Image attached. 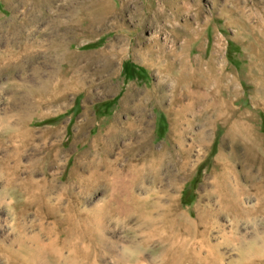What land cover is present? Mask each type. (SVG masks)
I'll list each match as a JSON object with an SVG mask.
<instances>
[{
  "label": "bare ground",
  "instance_id": "bare-ground-1",
  "mask_svg": "<svg viewBox=\"0 0 264 264\" xmlns=\"http://www.w3.org/2000/svg\"><path fill=\"white\" fill-rule=\"evenodd\" d=\"M10 1L4 0L7 5ZM58 1L31 2L32 7L40 13L43 6L49 9L57 6ZM179 3L177 1L171 4V19H175L179 12L188 10L186 3ZM70 5L69 19L66 16L64 24L53 20L59 24L55 28L58 34L54 35L56 38L50 39L56 49L64 51L62 62L68 63V67L62 71L56 70L52 77L47 76L39 84H15L11 94L19 95L28 102L21 103L22 105L12 110L10 108L17 119L14 123L11 122L14 116L13 119L4 117L5 120L0 117V147L5 142H13V150H8L5 158L0 161V178L4 180L5 177V181L7 180L12 198L19 199L8 203V213L0 216V264H253L258 261L259 256L249 252L248 247L245 248L243 244L244 241L255 244L256 237L248 239L244 234L236 233V230L225 231L222 228L221 233H216L217 237L214 238L210 232V221L221 213L237 220L252 211L243 205L245 197L249 199L252 194L242 184L241 178L254 189L253 197L257 195V201L264 192V155L260 153L258 143L247 142L248 138L244 142L243 139L249 162L243 166L242 171H236L231 163L236 152L238 122H231V117L224 114L226 106L222 103L232 96L227 90L236 92V85L225 73V64L219 63L222 46L220 39L215 40L214 54L206 61L205 68H202L201 61L195 60L192 66L190 60L167 56L164 46L155 37L147 39L143 48L140 47V42L131 47L135 59L160 73V83L165 84V77H176L179 87L195 86L203 89L204 94L193 95L196 100L204 96H216L222 102L220 104L216 100L215 108L209 104L206 106L201 114L206 119L195 131L190 143L185 145L183 127H188L193 120L187 118L192 110L190 104L170 107L167 145L156 147L152 143V122L147 114V105L163 101L164 93L160 94L151 88L142 94L143 102L131 104L132 98L137 95L139 97L140 91L130 87L121 100L120 112L125 113L124 119L120 117V113H116L106 126L100 128L89 140L88 147L76 154L68 178L60 179L65 166L64 154L68 152V149L62 147L63 127L45 125L37 128L33 126V122L34 118H47L50 115L48 107L53 104H57L59 110L68 107L69 95L85 89V82L79 79L74 67L77 55L64 49L62 37L67 33L76 40L81 35L92 37L120 11V8L113 6L111 0H76ZM151 11L153 14L150 15V22L163 16L160 6L150 7L149 12ZM32 19L27 20L28 23ZM25 24L18 22L13 27L10 26L12 34L17 38L22 37V45L21 49L18 47L20 50H17L18 53L16 51L17 54L7 47L4 55H0V72L17 68L23 70L24 58L33 59L31 57L36 53L32 49L34 43L23 37ZM182 28L188 37H194L188 23L184 22ZM173 30L178 35L180 27L174 26ZM121 41L122 38L111 40L100 51V61L105 69L116 70L124 53L123 48L118 45ZM176 69L179 70L177 74ZM214 71L218 75L215 76ZM197 72L202 74L198 81L194 79ZM223 90L227 91V95L221 96ZM84 92L85 99H91L92 92L87 89ZM182 99L181 93L175 92L171 103H181ZM17 100L15 101L18 102ZM144 100L148 101L145 105ZM129 112H134L135 116H127ZM88 113V108H85L82 112L83 119L75 124L72 145L88 141V134L84 132L91 121ZM218 121L227 124V132L215 157L214 168L202 183L204 191L199 194V199L205 201L197 204L195 216L192 217L179 210L176 189L180 179L186 178L196 167L194 165L200 160L210 140L211 127ZM36 140L39 154L33 160L27 158L30 164L27 165L23 157L29 144ZM226 143L230 144L228 153L224 151ZM115 147L118 151L111 158ZM255 156H258L257 159ZM11 157L13 164H10ZM38 170L42 171L43 177L35 180L34 172L37 173ZM23 171L28 172L26 178L21 176ZM97 189L102 190L101 194L87 204L89 201L85 202L84 195ZM214 201L216 206L212 205ZM224 244H235L239 248L237 256L227 263L222 252ZM153 248L156 249V254L151 252Z\"/></svg>",
  "mask_w": 264,
  "mask_h": 264
},
{
  "label": "rangeland",
  "instance_id": "rangeland-1",
  "mask_svg": "<svg viewBox=\"0 0 264 264\" xmlns=\"http://www.w3.org/2000/svg\"><path fill=\"white\" fill-rule=\"evenodd\" d=\"M11 1L14 3H11ZM11 1L9 3L10 5H7L4 0H0V53L2 52L0 55H4L7 47H10L13 52L15 51L14 54H17L21 49L22 37L17 38V36L11 32L12 25L18 22L26 23L23 30V37H26L27 41L30 43H34L32 44V49L35 50L37 54L35 53V55H33L34 57H31L33 58L31 60L30 58H24L25 64L23 70L22 68L20 70L17 68L13 71L4 70L0 72V117H3V120L6 119L4 117L13 119L14 115L12 111H10V108L12 110L28 102L19 95L14 96L11 94L13 93L12 87L15 84L19 82L21 84L26 83V85L39 84L42 80H46L48 78L47 76L52 77L56 70L58 72L68 67V63L65 62L64 64L62 62L63 57H65L63 54L64 51L61 52L58 48L56 49L51 44L50 39L56 38L54 35L58 33L55 28L57 29L60 23L64 24L65 21H67L65 19L66 16L67 19H69L68 10L70 11L71 9L69 8L71 7L70 4L73 5L76 2V0H59L57 6L49 7V9L43 6L40 10V14L37 9L32 7V0ZM177 1H179L181 5L186 3L188 10L179 12L175 19H171L173 13L171 4ZM59 3L60 6L58 7ZM111 3L114 7L120 8V11L116 13V16L113 18L114 20L111 19L105 26L98 29L95 35L92 37L81 35L77 40L73 38L70 33L62 37L64 49L66 51H73L72 53L77 55L75 57L77 64H74V67L79 79L83 83L85 82V89L69 95L68 107L59 110V106L53 104L48 107L50 109V115L47 118L43 120L34 118L33 126L37 128L45 125L53 127L60 125L63 127L64 142L62 147L68 149V152L64 154L63 159L65 160V166L62 168L63 175L60 177L61 180H66L68 178L74 165L76 154H79L88 147L89 140L100 128L106 126L116 113H120V117L124 119L126 116L125 113L120 112L121 100L130 87H135L140 91L139 97L138 95L135 98L133 97L131 104L143 102V95L151 88L160 94L164 93L163 101L160 103L150 102L147 105V114L152 122V143L156 147L162 144L167 145V134L170 122L169 110L171 106L177 108L180 105L190 104V107H192V110L188 113L189 115L187 114V118L189 117L190 120L193 119L192 123L188 127L187 125H183V127H185V145L190 143L191 137L195 131L200 128L203 123L202 121L206 119L205 115H201L206 106L209 104L215 108V101L219 99L218 97L214 96L212 98L210 96H204L196 100L193 95L204 94L201 87H179L176 82V77H165V84H162L160 83L162 76L156 69L147 68L146 65L134 58L131 47L135 46L137 42H140L139 45L143 48L146 45L147 39L151 37L157 38L160 45L164 46L167 56L190 60L189 62L192 66L195 60L201 61L202 68L206 67V61L214 54L215 40H221V58L219 63L221 62L220 65L225 64L223 65L225 73H227L229 79H233L236 85V92L227 90L232 95L228 101L222 103L218 100L220 104H225L227 110H224L226 111L224 114L226 113L225 115L231 117V122H238L236 152L231 159V163L236 171H242L243 166L249 162V156L244 148V142L247 140V142L255 141L258 143L257 145L260 148V153L262 152L264 155V0H111ZM168 3H170V5H168ZM158 6L162 7L163 16L150 22L149 18L153 12H149V8H156ZM45 8L51 10L47 11ZM137 10H139V12L136 13ZM32 13L33 16L31 15ZM50 17L51 19H48ZM29 19H32L30 20L31 22L29 21L30 24L27 21ZM53 20L60 23L58 24ZM184 22L191 26L190 29L194 37L190 38L185 33L182 28ZM7 26H9L10 29L7 28ZM174 26L180 27V30H177V34L179 33L178 35L174 33ZM14 38H17V40ZM117 38H122V41L118 42V45L123 48L124 53L118 61L116 70L110 68L105 69L103 63L100 61L102 58L99 55L101 53L100 51L105 48L109 41H116ZM137 39L139 41H137ZM34 40L39 43H36ZM50 49H52V51H50ZM79 59L80 62L78 61ZM178 71L179 70L176 69L175 73L177 74ZM214 73L215 76L218 75L217 71H214ZM201 77L202 74L200 72L194 74V79H196V81L201 79ZM158 84L160 85L158 86ZM86 89L92 92L93 98L85 99L84 91ZM227 91H221V96L227 95ZM175 92L181 93L183 99L181 103H174L175 105H173L171 99ZM20 100L22 101L20 102ZM147 103L148 101L144 100L143 105ZM85 108H88L90 113H88L89 118L91 119L89 125H87L84 130L86 135L88 134V141L75 146L72 145L73 136L75 134V124L80 121L81 118L83 119L82 112ZM127 116H135V113L129 112ZM15 121H17V119L14 116L11 122L14 123ZM211 129L210 140L207 143L208 148L206 146L204 149L205 154L203 153L201 156L202 159L200 158V160H198L199 162H196L197 165H194L196 167L190 172V176L187 175L186 178L184 177L186 180L184 178L180 179L175 193L179 210L186 215L187 213L190 214L192 217L195 216L197 204H202L205 201L199 199V194L204 191L202 183L208 178L214 168V160L217 156L222 138L227 132V124L218 121ZM243 139L245 140L244 142ZM121 141L122 140L119 141V144ZM37 143L38 141L36 140V142L34 141L29 144L23 157L25 164L30 165L28 159H34V156L39 154L36 147ZM3 144L0 147V161L2 158H5L10 150H13L12 141ZM229 147L230 144L226 143L224 151L227 153L230 152ZM116 151H118L117 147H115L111 158L114 157ZM256 157L258 156H255V158ZM10 162V164H13V157L10 158ZM254 165L257 166L256 163ZM38 171L37 173L34 172L35 180H40L43 177L42 171ZM27 173L23 171L21 176L26 178ZM6 174L5 176L7 177L8 175ZM0 177L2 176L0 175ZM6 181L5 177L4 180L0 178V216L2 217L8 213V203L19 200L18 198H12L13 196L9 193L10 189H8ZM241 182L252 194L249 199L245 197L243 205L252 209V211H250L249 214L239 217L237 220H234L225 213H221L216 219L210 221V232L212 237H217V234L219 235L221 233L220 230L223 228L225 231L236 230V233L244 234L248 239L249 237H256L257 243L255 242L254 244L252 241L247 243L244 241L243 244H245V248L248 247L247 249L249 252H253L259 256L258 261L253 264H264V192L260 195V200L257 201V195L253 197L255 191L250 187V184L243 180V178H241ZM101 191L102 190L97 189L93 193L87 194L88 197L84 195L85 202L87 203L89 201L87 203L89 204L96 196L101 194ZM212 205L216 206L215 201ZM128 235L131 236L130 233H128ZM153 249H151V252L156 254V249ZM238 249V246L235 244H224L222 246V252L225 256L226 263L231 260L232 257L235 258L237 256L239 252ZM253 253H250V255Z\"/></svg>",
  "mask_w": 264,
  "mask_h": 264
}]
</instances>
